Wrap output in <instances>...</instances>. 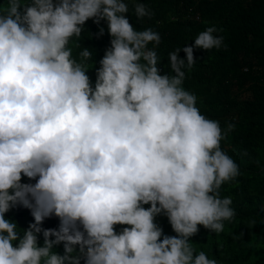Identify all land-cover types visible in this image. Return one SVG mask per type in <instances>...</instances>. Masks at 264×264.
Here are the masks:
<instances>
[{
	"label": "clouds",
	"instance_id": "clouds-1",
	"mask_svg": "<svg viewBox=\"0 0 264 264\" xmlns=\"http://www.w3.org/2000/svg\"><path fill=\"white\" fill-rule=\"evenodd\" d=\"M129 3L137 21L152 18L138 0L0 4V264H218L190 240L236 218L220 195L240 175L221 148L234 126L202 115L182 85L194 49L219 50L223 37L206 28L161 75V36L133 27ZM89 20L110 36L94 84L90 48L78 61L69 47ZM18 206L34 220L26 230L5 218ZM53 216L59 228L45 229Z\"/></svg>",
	"mask_w": 264,
	"mask_h": 264
},
{
	"label": "trees",
	"instance_id": "trees-1",
	"mask_svg": "<svg viewBox=\"0 0 264 264\" xmlns=\"http://www.w3.org/2000/svg\"><path fill=\"white\" fill-rule=\"evenodd\" d=\"M138 2L151 10L152 18L137 21L132 3L126 18L137 30L152 28L160 34L161 44L156 51L161 75L170 73L168 54L176 48L193 46L195 37L206 28L215 27L213 35L223 37L219 50L194 49L196 62L186 71L182 86L197 96L202 115L219 121L222 130L228 124L234 126L221 142V148L238 165L240 175L235 184L223 185L220 195L232 198L236 218L225 222V230L219 235L201 226L190 242L197 253L204 251L218 264H264V0ZM0 4H6V0H0ZM101 27L105 34L98 37ZM69 47L78 61L79 52L90 48L92 60L87 61V74L94 84V67H99V60L110 47L106 22L96 25L87 21L80 40ZM179 58L186 60V54L181 51ZM5 218L25 230L34 223L30 211L22 206L12 209ZM253 220L255 224L250 223ZM155 222L165 235H175L166 216L156 217ZM44 224L45 229L59 228V220L54 216ZM121 228L116 226V231ZM39 243L42 246V234ZM55 251L63 254V245Z\"/></svg>",
	"mask_w": 264,
	"mask_h": 264
}]
</instances>
